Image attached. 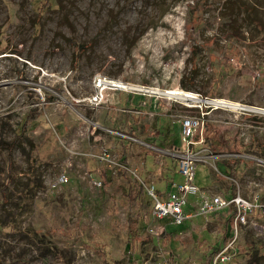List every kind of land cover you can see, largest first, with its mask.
<instances>
[{"label": "rangeland", "instance_id": "1", "mask_svg": "<svg viewBox=\"0 0 264 264\" xmlns=\"http://www.w3.org/2000/svg\"><path fill=\"white\" fill-rule=\"evenodd\" d=\"M49 1L0 0V264H56L57 252L66 264H127V187L141 185L131 171L160 185L166 164H175L172 177L183 180L166 150L184 146L186 115L205 113L195 138L204 136L196 147L210 155L197 170L201 190L264 203V114L201 110L203 100L154 91L116 104L143 105L139 113L89 101L102 74L264 109V0ZM125 143L129 179L89 155L106 146L121 162ZM231 158L243 160L235 178ZM64 171L68 182L52 187ZM146 206L139 229L148 241L139 242L134 264H206L228 243L232 257L221 264H264V212H253L236 237L227 210L176 225L153 217L152 201ZM77 222L80 231L69 232ZM166 230L173 236L163 240Z\"/></svg>", "mask_w": 264, "mask_h": 264}, {"label": "built area", "instance_id": "2", "mask_svg": "<svg viewBox=\"0 0 264 264\" xmlns=\"http://www.w3.org/2000/svg\"><path fill=\"white\" fill-rule=\"evenodd\" d=\"M94 92L89 96V101L93 106H99L104 102H110L111 96L114 92H126L130 95L141 94L147 95L153 91L151 87L132 84L120 79L111 78L106 75L97 74L93 80ZM199 98L201 104L198 106L195 104L190 105L192 107H200L203 109V105H209L215 107L216 101H220L219 98H203L201 93H195ZM123 110L131 112H142L137 108ZM204 112L199 115H186L180 119L181 135L184 146L181 149L166 150V152L174 157L178 162V172L182 175L183 180L174 181L172 189L160 194L156 190L155 183H146L142 179L137 170L132 169V175L135 180L146 189L147 195L152 201V214L156 219L168 218L172 223L181 225L186 222L193 215L207 216L214 212H221L227 210L233 213V224L236 230V237L238 234V228L245 224L253 212H264V203L258 196L254 198H248L241 194H235L231 197L223 194H208L202 191L196 180V174L198 166L206 160L208 153H202L200 148H197L198 143L204 142V136L201 135L199 139H195L198 135L199 129L203 125ZM109 133L122 137L129 142L140 141L137 135L134 133L119 130L113 127L105 128ZM141 142V141H140ZM165 151V150H164ZM89 155L97 158L100 161L105 162L110 167H120L125 170H131V168L123 163L119 162L113 153L112 149L106 146H102L99 152H89ZM69 177L67 172L60 173L56 179L52 182V187H58L59 185L68 182ZM92 182L96 185H101L102 181L92 179ZM195 198V199H193ZM188 206L197 208L196 214L188 212ZM233 244L228 243L225 247L219 250L213 257L212 264H221L229 261L232 257L231 250Z\"/></svg>", "mask_w": 264, "mask_h": 264}, {"label": "trees", "instance_id": "3", "mask_svg": "<svg viewBox=\"0 0 264 264\" xmlns=\"http://www.w3.org/2000/svg\"><path fill=\"white\" fill-rule=\"evenodd\" d=\"M257 1V0H256ZM46 6L47 8L50 6L49 0H46ZM157 131L156 134L157 135ZM126 145L128 144H124V148L122 147V151H121V163H123L124 165H128V158H127V147ZM151 151V150H149ZM170 157V155H169ZM172 157V156H171ZM175 161V160H174ZM243 160L241 158H231L225 161V164L229 167L230 169V174L233 176V178H235L237 176V169L236 167L238 166V164L242 163ZM166 169L167 173H165L164 177H163V182L160 185L156 184V190L162 194L163 192H167L170 191L172 189L173 186V182L176 181L174 179V177H172L173 173L175 172V164H174V168L168 166V164H166ZM126 170L123 168H118V172L117 175L119 177L122 178H126L129 179L126 175ZM145 181V180H144ZM129 182V181H128ZM147 199H146V197ZM151 204V199L147 196L146 193V189L143 185L140 186H135L134 184H131V182L128 183V187H127V203H126V208H127V212H128V217H127V221H126V227L128 230V243H129V256H128V262L127 264H134V260L132 259L134 257V254L137 251V246L139 244V242L141 241H148L146 239H144V234L141 232V230L139 229V221L141 218V212L143 211V209L145 208L146 205ZM147 207V206H146ZM148 213V211H147ZM227 223H229L230 225L233 224V213L230 214V218L227 219ZM73 228H69L68 231L69 232H73V230H77V232L80 231V229L82 228V224H80L79 222L75 223L73 226ZM56 230V229H55ZM173 232L171 231H166L163 235V240H166L167 238H172L171 236H173L172 234ZM67 231L64 229H59V235L60 236H66ZM178 234L175 233L174 237H177ZM221 250L220 247L216 248L215 250H213L211 252V254L208 255L207 260H206V264H212V260L213 257L215 256V254ZM54 259H55V263L56 264H66V261L64 260V257L61 253L57 252L54 254Z\"/></svg>", "mask_w": 264, "mask_h": 264}, {"label": "bare ground", "instance_id": "4", "mask_svg": "<svg viewBox=\"0 0 264 264\" xmlns=\"http://www.w3.org/2000/svg\"><path fill=\"white\" fill-rule=\"evenodd\" d=\"M154 92L161 93V94H166L169 97L175 99V100H183V101H200L201 98H199L194 92L192 91H187L183 90L180 88H173V89H167V90H153ZM165 95V96H166ZM220 101H216L215 107L214 108H226L230 110H236V109H244L245 107L248 110L251 111H256L259 113L264 114V109L263 108H253L250 106L242 105L241 103L238 102H232V101H227L225 99H219Z\"/></svg>", "mask_w": 264, "mask_h": 264}, {"label": "crops", "instance_id": "5", "mask_svg": "<svg viewBox=\"0 0 264 264\" xmlns=\"http://www.w3.org/2000/svg\"><path fill=\"white\" fill-rule=\"evenodd\" d=\"M123 93H125V92H123ZM143 97H145V96H141L140 94H135V95H130V94H128V93H126V94H122V92H114L113 94H112V96H111V101H110V106H109V108L110 109H125V108H128V109H135V108H137V109H139V110H142V111H144L143 110V108H145V107H143V108H139V107H142L143 105H135V104H132V105H126V107L125 106H120V107H117V102H121L123 99L125 100L126 98H128V99H131V100H133V101H135V102H138L139 100H145V98H143ZM115 99V100H114ZM117 99H119L118 101H117ZM128 101V100H127ZM150 101H154L153 99L152 100H150ZM131 104V103H130ZM156 107L157 106V104L155 103V101H154V104L152 103L150 106H148L149 108H151V109H153L152 107ZM158 113V112H157ZM199 166H201V165H199ZM198 166V167H199ZM198 170V169H197ZM197 180V179H196ZM198 183V182H197ZM193 199H195V198H193ZM191 208H194L193 206H188V208H187V211L189 212L190 210L189 209H191ZM191 212V211H190ZM159 220H162V219H159ZM169 222L170 223H172L171 222V220L169 219ZM166 227V226H165ZM167 229H169L168 227H166ZM167 231V230H166ZM165 231V232H166ZM168 231H171V230H168ZM172 232V231H171Z\"/></svg>", "mask_w": 264, "mask_h": 264}]
</instances>
